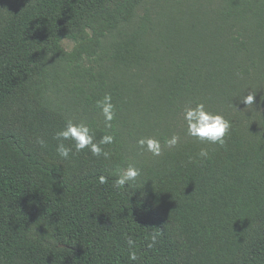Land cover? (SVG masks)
Returning a JSON list of instances; mask_svg holds the SVG:
<instances>
[{"label":"trees","instance_id":"1","mask_svg":"<svg viewBox=\"0 0 264 264\" xmlns=\"http://www.w3.org/2000/svg\"><path fill=\"white\" fill-rule=\"evenodd\" d=\"M190 1L0 0V264H264V0ZM92 59L96 83L54 101L59 68ZM185 102L231 122L225 145L185 132L114 187L129 167L115 123H160ZM68 120L96 142L114 136L108 158L62 159L54 136Z\"/></svg>","mask_w":264,"mask_h":264},{"label":"clouds","instance_id":"2","mask_svg":"<svg viewBox=\"0 0 264 264\" xmlns=\"http://www.w3.org/2000/svg\"><path fill=\"white\" fill-rule=\"evenodd\" d=\"M255 96L251 93L244 96L242 103L245 105H252ZM97 107L103 116L106 128L112 127V121L115 118V105L112 103L110 94H105L103 99L97 101ZM183 119L187 126V135L200 143H207L212 145L224 146L227 137L231 133L232 124L221 114H214L208 111L203 103H197L194 107L189 105L183 110ZM54 139L57 141L56 151L62 159H68L70 154L75 152H82L88 150L93 156H103L108 158L109 153L104 151L101 145L112 144L115 137L112 135H104L100 138L99 142L95 141L94 133L88 124L84 122L76 123L68 120L64 127L55 133ZM180 137L172 135L166 139L164 146L167 148H175L180 143ZM70 142V146L65 142ZM37 143L41 147L45 146V141L37 138ZM138 146L150 153L153 157H159L162 154V145L158 139L152 137L141 138L137 141ZM199 156L202 158L208 157L207 149H201ZM140 175V170L134 166H129L126 169L118 170L116 179L113 184L114 187L125 189V186H130L134 183ZM98 182L104 184L107 182L105 176H99ZM155 242V236L152 237ZM129 245L132 241H128ZM131 259L136 260L135 253L131 255Z\"/></svg>","mask_w":264,"mask_h":264},{"label":"rangeland","instance_id":"3","mask_svg":"<svg viewBox=\"0 0 264 264\" xmlns=\"http://www.w3.org/2000/svg\"><path fill=\"white\" fill-rule=\"evenodd\" d=\"M180 1H187L188 4L191 3L190 0ZM194 1L195 0H193V2ZM178 3L179 2H176L177 6L179 5ZM64 45L69 51L73 48L72 43L65 42ZM100 64L101 62H95V59H92L83 61L79 66L75 65L69 67L67 65H63L61 68H59V75L55 79L57 82V87L56 89H54L52 99L56 102H59L60 104H65V106H70V101L74 97L70 90H74V88L76 89V86L78 85L83 86L82 89L84 92L87 90L86 87L89 86V83L93 82V84H95L96 79H99L98 73L101 71ZM102 65L106 64L102 63ZM84 71H89L90 74L86 75ZM109 76L112 80L118 78H114L113 74H109ZM104 80L107 81V79ZM57 90H59V92ZM191 103L192 102H185L183 105H181V108H183L184 110L185 107L192 105ZM183 110L177 117H175L174 115L164 117L158 116L160 123H156L157 118L155 116L153 117L156 119L146 120L143 119V117L140 115L136 116L130 124H123L122 122L117 124L115 123L114 126H117L118 128L124 130V135L128 141L127 159L129 162V166L138 168L141 164H143V162H146L147 159L153 160L157 158L153 157L150 153L142 150L138 146L137 141L141 138L152 137L158 139L162 145V152L166 147L164 146L165 140L169 139L172 135L179 136L181 138L180 140L186 138L184 136L187 133V126L183 119ZM83 113V109H80L79 106H74V116L82 117L81 114ZM89 120L92 121L93 119L90 118Z\"/></svg>","mask_w":264,"mask_h":264}]
</instances>
